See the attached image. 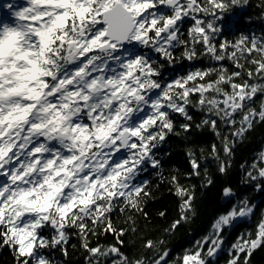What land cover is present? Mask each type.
Returning a JSON list of instances; mask_svg holds the SVG:
<instances>
[{
	"label": "snow or ice",
	"instance_id": "1",
	"mask_svg": "<svg viewBox=\"0 0 264 264\" xmlns=\"http://www.w3.org/2000/svg\"><path fill=\"white\" fill-rule=\"evenodd\" d=\"M242 2L247 0H26L11 13L13 23H0V177L5 178L0 181V246L13 251L17 264H52L42 254L45 249L60 248L67 255L63 245L70 228L78 230L92 256L115 254L114 264H144L130 262L116 246L89 248L88 233L103 224L104 232L123 243L124 229L113 226L110 214L117 202L123 203L122 212L142 211L141 199L148 193L132 181L148 161L159 166L152 150L174 131L172 113L190 121L188 106L199 107L209 116L202 124L214 131L218 125L212 116L234 126L235 114L242 113L232 133L237 138L257 118L264 121V102L259 111L249 106L264 94V40L241 35L235 42H216L228 27L224 14ZM186 18L193 23L183 38L180 25ZM181 45L187 60L197 58L200 45L211 59L231 60L239 71L197 69L162 83L165 63L173 62V50ZM248 58L261 83H249L250 69L249 79L243 78L241 59ZM213 74L216 78L208 79ZM181 127L188 131L190 125ZM233 144L225 138L226 155ZM122 150L127 154L117 158ZM190 163L192 174L199 175V162L191 158ZM226 167L221 163L219 171ZM252 167L256 174L249 171L248 178L264 181V167ZM172 182L181 199L174 230L188 218L195 196L175 176ZM258 188L264 190V184ZM223 194L231 197L232 189ZM252 212L243 200L219 216L215 238L197 242L181 264H209L207 257L223 244L224 228ZM45 228L52 229L51 238L43 235ZM261 246L264 219L254 238L250 234L232 245L229 264H240L241 254L249 264ZM144 247L153 248V241Z\"/></svg>",
	"mask_w": 264,
	"mask_h": 264
},
{
	"label": "trees",
	"instance_id": "2",
	"mask_svg": "<svg viewBox=\"0 0 264 264\" xmlns=\"http://www.w3.org/2000/svg\"><path fill=\"white\" fill-rule=\"evenodd\" d=\"M228 27L222 35L217 36L216 42L228 40L235 42L241 35L255 37L264 40V0H247L246 3L233 6L224 14ZM193 21L186 18L180 25L183 38H187L188 29ZM197 48V58L187 60L183 57V45L173 50V62L165 63L162 83L170 82L173 78L186 76L197 69H219L221 66L231 71H239L231 60L215 61L204 54L200 45ZM157 56L156 53H151ZM255 55V54H254ZM259 59V57H256ZM251 58L241 59L244 65L242 72L244 79L247 70H253L254 78L249 83H261L259 77H255V65L249 62ZM213 74L208 79H215ZM237 82H241L237 79ZM230 90V89H229ZM196 97H193L195 100ZM264 102V94H257L249 106L259 111ZM189 115L192 119L185 120L178 113H172L174 131L169 133L165 140L157 145L153 151V157L159 160V166L152 167L151 162L140 166L132 183L144 187L147 196H142L140 207L142 211L131 209L121 211L124 207L122 202H117L113 209L111 220L113 226L119 230L124 229V235L120 237L123 243H119L117 237L111 232H104V225L95 228V234L88 233L87 244L89 248L99 247L107 250L112 246L120 249L130 262L143 260L144 264H154L163 253L169 251L166 260L162 264H181V258L187 252H194L197 242L205 238H215L213 225L219 216L225 214L233 206H239L240 202L247 200L253 208L251 215L238 218L230 226H226L221 233L223 244L213 257H207L209 264H229L233 256L232 245L241 237L248 238L254 234L257 225L264 219V190L258 185L264 184L261 180H251L248 172L252 171L253 165L264 167V160L260 155L264 152V121L257 118L253 126L242 138L233 137L232 133L239 127L242 113H237L234 119L236 125L227 124L217 119V128L214 131L210 126L202 124L209 116L205 111L193 105L188 106ZM189 124L188 131H184L182 124ZM197 125H200L199 127ZM219 133V135H217ZM225 138L233 142L230 156L224 152ZM216 146L213 153L212 146ZM191 153V157L189 156ZM195 158L199 164V175H194L190 160ZM221 163L227 165L226 171L221 173ZM175 176L179 184L189 188L194 193L192 211L188 218L181 220L173 230L171 225L181 216V199L175 194V184L172 177ZM208 180L212 183L208 184ZM231 188L233 195L224 196V189ZM164 213V215H161ZM131 217V219H130ZM90 223V222H89ZM43 235L51 238L53 231L45 228ZM153 241L154 247L145 248L147 241ZM84 241L77 229H68V241L64 248V255L60 248L45 249L43 255L49 258L52 264H114L119 259L115 254L97 255L92 254L83 247ZM208 245L204 246L203 254L206 256ZM240 264H243L241 254ZM0 264H17L13 251L7 246H0ZM249 264H264V246L255 249L249 257Z\"/></svg>",
	"mask_w": 264,
	"mask_h": 264
},
{
	"label": "rangeland",
	"instance_id": "3",
	"mask_svg": "<svg viewBox=\"0 0 264 264\" xmlns=\"http://www.w3.org/2000/svg\"><path fill=\"white\" fill-rule=\"evenodd\" d=\"M26 0H0V23H13L15 18L11 15V13L18 7L24 5ZM11 4L13 7L7 8L4 5ZM71 65L69 66V70H71ZM5 178L0 177V181H3Z\"/></svg>",
	"mask_w": 264,
	"mask_h": 264
},
{
	"label": "flooded vegetation",
	"instance_id": "4",
	"mask_svg": "<svg viewBox=\"0 0 264 264\" xmlns=\"http://www.w3.org/2000/svg\"><path fill=\"white\" fill-rule=\"evenodd\" d=\"M145 51H147V49H145ZM127 153L126 152H124L123 150L121 151V153H118L117 154V158H120V157H122V156H124V155H126Z\"/></svg>",
	"mask_w": 264,
	"mask_h": 264
},
{
	"label": "water",
	"instance_id": "5",
	"mask_svg": "<svg viewBox=\"0 0 264 264\" xmlns=\"http://www.w3.org/2000/svg\"><path fill=\"white\" fill-rule=\"evenodd\" d=\"M167 253H169V251H167ZM166 257H167V256H166ZM166 257H165V260H166ZM165 260H164V261H165ZM164 261H162V262H164Z\"/></svg>",
	"mask_w": 264,
	"mask_h": 264
}]
</instances>
